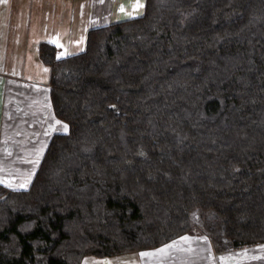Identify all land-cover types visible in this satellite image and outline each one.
<instances>
[{
  "label": "trees",
  "instance_id": "16d2710c",
  "mask_svg": "<svg viewBox=\"0 0 264 264\" xmlns=\"http://www.w3.org/2000/svg\"><path fill=\"white\" fill-rule=\"evenodd\" d=\"M40 41L65 132L0 183V264L158 247L211 211L217 250L264 242V0H144L81 51Z\"/></svg>",
  "mask_w": 264,
  "mask_h": 264
},
{
  "label": "crops",
  "instance_id": "0c3cea01",
  "mask_svg": "<svg viewBox=\"0 0 264 264\" xmlns=\"http://www.w3.org/2000/svg\"><path fill=\"white\" fill-rule=\"evenodd\" d=\"M100 1L88 0V6L93 9L98 4L100 5ZM73 2L74 0H64V4H56L53 0L51 5L44 6L42 0H0V45L6 54L12 51L8 56L7 64L4 65V71L0 72V146L2 145V133L6 128L5 103L8 94L14 99H21L25 104V109H29L30 112L41 106L43 98L39 88L43 87L40 75L43 72V62L38 55V43L43 40L54 43L56 50L60 51L62 55L70 54L66 50L71 46L68 37L73 21ZM70 4L71 11L69 13ZM58 6L63 9V14L69 13L66 21L60 19L62 10L60 11ZM60 38L62 44L59 45L57 40ZM20 39L24 41L20 44L19 50L24 52V57L30 55L33 66L28 69L27 65H23L22 71H18L16 74L12 73L11 76L14 78L17 76L18 80H22V82L23 79H27L25 82L31 83L28 90L20 89L6 82L9 76L6 70L13 67L14 47ZM33 67H37V69ZM49 71L47 68L44 78L48 76L49 79ZM48 79L45 82L46 87H48ZM14 119L16 117H13L12 121ZM17 123L18 118L15 124H10L9 133H15L18 130ZM190 237L184 233L154 248L102 257L85 256L80 264H264V242L222 251L216 250L214 244H211L208 253L203 255L192 253L194 240ZM171 245L174 246L167 247ZM165 248L167 250L164 253L159 252L160 249ZM173 251L174 253H172ZM196 251L200 252L201 249ZM143 253H156V255L144 256Z\"/></svg>",
  "mask_w": 264,
  "mask_h": 264
},
{
  "label": "rangeland",
  "instance_id": "374dc122",
  "mask_svg": "<svg viewBox=\"0 0 264 264\" xmlns=\"http://www.w3.org/2000/svg\"><path fill=\"white\" fill-rule=\"evenodd\" d=\"M42 2L44 6H49L53 0H42ZM100 2V5L98 4L97 7L92 9L88 6V0H74L72 3L73 21L70 25L71 33L68 37L71 46L66 52L75 53L84 48L88 28L141 14L144 4V0H139L142 7L135 8L134 5L137 0H101ZM55 3L64 4V0L63 2L62 0H55ZM58 7L60 11L62 10L60 19L66 21L71 11V4L69 5L68 14H63V9L60 6ZM122 8L124 11H121ZM61 40V38L57 40L59 45L62 44ZM23 41L21 39L18 40L14 47L13 67L10 70H6V73L9 74L6 82L9 85L28 90L31 83L25 82L27 79H23L24 81L22 82V80H18L17 76V79L11 76L13 75L12 73L16 74L18 71H22L23 65H27L28 69L33 66L30 55L28 54V56L24 57V52L19 50ZM9 42L12 41L9 40ZM11 52L9 51L6 54L0 45V72L4 71V65L7 64L8 56ZM33 68L37 69V67ZM47 68L49 69L48 65L43 63V72L40 74L43 87L39 88L43 100L41 106L36 108L35 111L30 112L29 109H25V104L21 99H14L13 96L9 97V94L6 98V128H4L2 133V145L0 146V181H5L3 183L11 187L26 188L28 186L51 134L54 132H65V128L68 129L67 123L57 118L51 110L48 87L45 85L48 76L44 78ZM13 117H16L14 121H12ZM17 118L18 130L11 134L8 131L11 129L10 124H15ZM193 216L195 225L186 235L191 236L190 238L194 240L192 253L205 255L210 250L211 244H214V240L209 236V231L215 232L219 229L218 221L211 216V211H206L205 213L202 210H195ZM199 248L201 251H196Z\"/></svg>",
  "mask_w": 264,
  "mask_h": 264
},
{
  "label": "snow or ice",
  "instance_id": "6c2138e0",
  "mask_svg": "<svg viewBox=\"0 0 264 264\" xmlns=\"http://www.w3.org/2000/svg\"><path fill=\"white\" fill-rule=\"evenodd\" d=\"M134 7H135V8H140V7H142V5L139 3V0H137V2L135 3ZM121 11H124V9L122 8ZM66 130H67V129L65 128V131H66ZM3 182H5V181H0V183H3ZM185 239H187V238H185ZM173 246H174V245L167 246V247H173ZM166 250H167V248H165V249H160L159 252H160V253H164ZM142 255H144V256H152V255H156V253H143Z\"/></svg>",
  "mask_w": 264,
  "mask_h": 264
},
{
  "label": "built area",
  "instance_id": "2783aa9c",
  "mask_svg": "<svg viewBox=\"0 0 264 264\" xmlns=\"http://www.w3.org/2000/svg\"><path fill=\"white\" fill-rule=\"evenodd\" d=\"M57 54H60V51H56Z\"/></svg>",
  "mask_w": 264,
  "mask_h": 264
}]
</instances>
